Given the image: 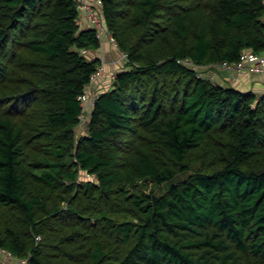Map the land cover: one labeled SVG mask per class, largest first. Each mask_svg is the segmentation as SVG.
I'll return each mask as SVG.
<instances>
[{
	"label": "trees",
	"instance_id": "16d2710c",
	"mask_svg": "<svg viewBox=\"0 0 264 264\" xmlns=\"http://www.w3.org/2000/svg\"><path fill=\"white\" fill-rule=\"evenodd\" d=\"M101 8L129 60L78 133L97 29L0 0V264H264V91L208 75L264 50V0Z\"/></svg>",
	"mask_w": 264,
	"mask_h": 264
},
{
	"label": "built area",
	"instance_id": "2783aa9c",
	"mask_svg": "<svg viewBox=\"0 0 264 264\" xmlns=\"http://www.w3.org/2000/svg\"><path fill=\"white\" fill-rule=\"evenodd\" d=\"M79 3V7L82 8L85 12L86 20H80L81 24H91L93 25L98 32V36L103 41L104 38H107L115 48L119 50V61H127L129 60V54L121 50L118 46L116 39L113 34L109 30L105 18L101 11H99L97 5H101V0H77ZM184 62L192 64V61L189 59H185ZM109 63L106 59L101 57V62L98 65L96 71L92 74V81L90 85L87 87L86 91L83 92L80 97L82 99L83 104V112L81 113V121L85 120L87 117V113H89L94 105L96 98L99 96L102 90L98 89L95 85L96 82L100 81L101 76L103 77L107 72V65ZM219 68H233L240 72L253 70L264 73V50L260 53H256L250 50H247L243 53L242 59L234 64L229 63L228 61H222L217 63ZM115 73L112 75V79L115 77ZM38 238H41L39 235ZM9 254V252H8ZM20 264H29L27 258L20 259Z\"/></svg>",
	"mask_w": 264,
	"mask_h": 264
},
{
	"label": "rangeland",
	"instance_id": "374dc122",
	"mask_svg": "<svg viewBox=\"0 0 264 264\" xmlns=\"http://www.w3.org/2000/svg\"><path fill=\"white\" fill-rule=\"evenodd\" d=\"M97 7H98L99 11H102L101 5H97ZM114 49L118 52L117 56L119 58V50L117 48H114ZM106 61L109 63V61L107 59H106ZM116 61L118 62V59ZM124 63L125 62H123V61H119L118 62V64L120 66L123 65ZM224 70H226V71H224ZM225 72L228 73V77H230L231 80H232L231 82L235 83L237 86H239L241 88H245V89H249V88H252V87L253 88H257V90L256 89L255 90L260 92V90H259L260 87L259 86L261 85V83H260L259 80H255V79H253L251 77H245L244 78V77L241 76L242 72H240L238 70H235L233 68L232 69L231 68H219L217 66V68L210 69L208 71V75H211L213 77H218V78H222V77L224 78L226 76ZM113 73H114L113 71L107 70V72L104 75V77L101 76V80L104 79V80H106V82L102 84V82L98 81V82L95 83V85L97 87L106 89L109 85H111ZM88 116H89V113H87L86 119L80 122V125L78 126V131H77L78 133L85 132V130L87 129L86 126H87ZM14 264H16V263H14Z\"/></svg>",
	"mask_w": 264,
	"mask_h": 264
},
{
	"label": "crops",
	"instance_id": "0c3cea01",
	"mask_svg": "<svg viewBox=\"0 0 264 264\" xmlns=\"http://www.w3.org/2000/svg\"><path fill=\"white\" fill-rule=\"evenodd\" d=\"M113 44L107 39L105 38L103 41H102V45L99 49H96L94 50V53L96 56L98 57H102V58H105L109 61V65H111V67H114V68H118L120 65L118 64V62L116 61L118 59V52L112 47ZM226 71V70H224ZM226 73V72H225ZM241 76L242 77H251L255 80H259L261 85L259 86V90L260 92L261 91H264V73L262 72H258V71H253V70H248V71H243L241 73ZM104 77V76H103ZM226 79V81H232L230 77H228V73H226V76L224 77ZM223 77L222 78H218V77H215V79L219 80V81H225ZM229 78V79H228ZM100 82L105 83L106 80L104 79H100ZM233 83V82H232ZM98 89L100 90H103L104 88H100L98 87ZM257 90V88H254ZM7 262H9L10 264H14L17 262L15 261H12V258L10 259L9 257L7 258L6 260Z\"/></svg>",
	"mask_w": 264,
	"mask_h": 264
}]
</instances>
